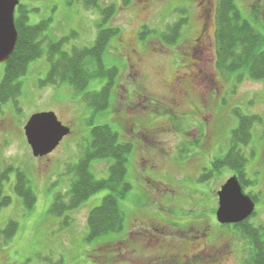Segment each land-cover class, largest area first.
<instances>
[{
    "label": "rangeland",
    "instance_id": "obj_1",
    "mask_svg": "<svg viewBox=\"0 0 264 264\" xmlns=\"http://www.w3.org/2000/svg\"><path fill=\"white\" fill-rule=\"evenodd\" d=\"M98 1L100 5H117L113 24L109 25L122 29L120 35L112 38L103 56L107 67L116 66L119 70L109 108L95 111L83 100L84 92L100 91L107 78H93L81 93L67 84L41 85L49 69L46 54L31 62L28 73L19 79L21 112L13 101L3 106L0 178L12 167L8 179L2 183L3 193L12 202L0 214V230L10 220L18 222L19 228L10 240L5 241L0 235V264H252L249 240L239 228L248 220L255 226H264V80L245 76L234 83L217 68L214 19L217 0H131L127 8L120 7L122 0ZM20 2L31 9L30 24L49 20L45 34L50 40L70 37L66 50L94 44L101 16L98 9L87 7L86 0ZM236 2L243 16L264 35V0ZM180 8L189 10L190 22L175 47L176 52L173 48L160 53L153 51V47L146 48L144 72L138 77L143 83L135 86L150 96L145 102L129 98L124 85L131 78L125 71L124 60L116 55L119 54L116 47L120 41L127 47L144 46V41H137L140 29L147 25L162 32L184 16L178 12ZM205 23L209 24L211 35V59L198 67L191 57L186 60L180 53L185 48L189 50L191 39L197 38ZM195 55L201 57L199 52ZM4 73L3 62L0 83ZM184 74L188 80L184 79L180 87L186 91L185 95L175 98L170 85L175 76ZM203 75L215 78L216 82H200ZM49 111L55 112L71 132L51 154L35 157L24 127L32 115ZM241 113L259 117L250 127L249 144L237 150L244 157L243 169L255 182L245 192H255L259 201L249 218L221 224L216 213L218 190L232 177V171L221 170L208 181L201 177L203 173L209 174L204 170L208 166L206 154L216 149L214 154L220 157L226 153L232 131L239 123L237 114ZM134 123L142 128L140 135L144 140L139 141V147L136 145L138 150L131 155L132 162H127L126 181L131 189L119 199L125 214L124 228L89 239L88 214L112 192L110 189L91 195L80 208L62 217L51 214V206L56 194L69 191L75 177L70 167L80 160L93 126L109 125L122 141L132 139L128 131ZM201 141L204 143L199 146ZM219 143L222 148H218ZM111 164V159L95 160L91 171L98 179L106 178ZM18 171L25 174L36 194L32 209L26 208L15 190ZM234 224L239 227H233Z\"/></svg>",
    "mask_w": 264,
    "mask_h": 264
},
{
    "label": "trees",
    "instance_id": "obj_2",
    "mask_svg": "<svg viewBox=\"0 0 264 264\" xmlns=\"http://www.w3.org/2000/svg\"><path fill=\"white\" fill-rule=\"evenodd\" d=\"M130 1L122 0L123 5L120 7L127 8ZM86 2L87 7L98 9L101 16L97 24L96 39L92 46H73L69 50L65 47L69 45L70 37L50 40L45 34L49 28V20H42L35 25L30 24L31 9L28 5L20 3L15 13L18 38L13 53L4 62L5 73L0 83V115L3 106L10 101H13L16 110L21 112L18 98L22 94V83L19 79L28 73L31 62L40 59L44 54L47 55L49 69L46 78L41 80V85L60 87L67 84L75 92L81 93L93 78H107V83L100 91L84 92L83 100L95 111L109 108L112 87L115 85L119 70L116 66L107 67L103 56L112 38L121 34L122 29L119 26L109 25L113 24L118 8L115 3L100 5L98 0H86ZM178 12L184 16L169 24L162 32L144 25L139 31L140 41L145 42L151 36L158 37L169 46L180 41L185 27L190 22V13L186 8H180ZM256 13L258 12L254 14ZM214 19L217 68L234 83H238L245 76L253 80H264V35L243 16L236 0H217ZM72 35L75 36L74 33ZM45 44H47L46 48ZM241 114H237L239 123L232 131L230 149L216 164V169L217 172L225 167L238 170L239 181L245 192V189L254 186L255 182L249 179L243 169L244 157L237 150H240V146L249 144L250 127L259 117ZM119 135L109 125L93 126L90 140L83 148L80 160L70 167L75 177L69 191L65 194H56L50 209L51 214L62 217L80 208L91 195L110 189L112 192L88 214L89 239L120 232L124 228L125 214L120 208L119 199L131 189V184L126 181V166L131 146L121 141ZM103 159H111L112 164L109 166L108 177L98 179L91 171V164L95 160ZM11 169L12 167H8L5 175L0 178V214L12 202V198L2 191V183L8 179V172ZM204 170L209 174L203 173L201 180L208 181L214 174L209 169L204 168ZM17 173L15 190L23 198L26 208L32 209L37 201L36 194L25 174L21 171ZM245 193L256 204L258 203L259 199L255 192ZM232 226L239 227L236 224ZM18 228V222L10 220L5 229L0 230V235L5 241L10 240L15 236ZM239 229L249 240L252 264H264V226H255L248 220L243 222Z\"/></svg>",
    "mask_w": 264,
    "mask_h": 264
},
{
    "label": "water",
    "instance_id": "obj_3",
    "mask_svg": "<svg viewBox=\"0 0 264 264\" xmlns=\"http://www.w3.org/2000/svg\"><path fill=\"white\" fill-rule=\"evenodd\" d=\"M19 4L20 0H0V64L8 60L16 46L18 31L15 12ZM24 130L35 157L51 154L71 132L52 111L32 115ZM218 197L216 213L221 224L243 221L256 211L255 202L244 192L237 176L227 180L219 190Z\"/></svg>",
    "mask_w": 264,
    "mask_h": 264
},
{
    "label": "flooded vegetation",
    "instance_id": "obj_4",
    "mask_svg": "<svg viewBox=\"0 0 264 264\" xmlns=\"http://www.w3.org/2000/svg\"><path fill=\"white\" fill-rule=\"evenodd\" d=\"M210 16H211V14H210ZM208 27H209V24L205 23V25H203L201 27V29H199V31L197 32L198 33L197 34V38L191 39L189 50L185 48V51L183 53H180L181 56H185L186 57V60H188V58L191 57L193 59V61H194L193 64L195 66H198V67H199L200 63H205V62H207L208 60L211 59V57H210V54H211V51H212L211 50V39H210L211 35L208 32ZM156 38L153 37V36L149 37L148 40L145 41L144 46H142V47L139 46V48H136V46H135V48L133 46L127 47L125 45V43H123L122 41L119 40L120 41L119 46L116 47L117 49H119V54H116V55H120L122 57V59L124 60V63L126 65L125 71H128V76L131 78L130 81L126 85H124L125 90L128 92L127 96L129 98L136 97V98H140V99L144 100V102H145V100L147 98H149V96H150V94H146L145 95V92L137 90L138 88L135 86L136 84H138L139 86H142V83H143V82L140 83L141 79H138V77L142 76L143 72H144L145 59H144V55L143 54L146 53L145 52L146 48L150 49L149 47H153V51H156V52L160 53V51L166 52L168 50L171 51L173 49L175 51V47L178 44H180V41H177L172 46H169V45H166L165 43H163L162 41H160L158 37H156ZM138 39L140 40L139 32H138V35H137V41H138ZM152 40H154V41H152ZM175 52H174V54H175ZM195 52H199L201 54V57L196 56ZM199 70H201V69L199 68ZM197 76H198V74H197ZM200 77H201L200 82H205V81H207L209 83H215L216 82L215 78H211L209 76H204L203 75V76H200ZM126 79H129V78H126ZM184 79L188 80V77L186 78L185 74L184 75L175 76L174 80H173V83H171V85H170L171 91L175 92V98H179V97H182V96L185 95L186 91L183 88L180 87L181 84H182L181 82H183ZM134 80H135V82H134ZM142 90H144V89H142ZM219 91H220V87H217L216 92L219 93ZM141 92L143 94H141ZM134 124H132L130 126L129 131H128L129 134H131L132 139H128V138L126 140L122 139V141L124 143L130 144V146H131V151H130L129 156H128V161L130 160L131 162H132L131 155H134L135 153H137V150H138L136 145L138 146L139 141L144 140L141 137V135H140V134H142V130H141L142 128L140 127V125H137L136 123H134ZM203 143L204 142L201 141V142H199L198 145L200 146ZM218 148H222V145H220V143L218 145ZM228 149H230V143L227 146L226 153L229 151ZM216 151H217V149L215 151H210L208 154H206L208 166H204L206 169H209L210 171H212V173L214 175L217 174V169H216L217 166H216V164L219 161H221V157L219 155H217V154H214V153H216ZM227 168H229V167H225V168H223L221 170H224V169H227ZM229 169L232 171V173H231L232 176H237L238 179H239L238 170L231 169V168H229ZM227 180L228 179H226V181ZM224 183L221 185V187L224 185Z\"/></svg>",
    "mask_w": 264,
    "mask_h": 264
}]
</instances>
